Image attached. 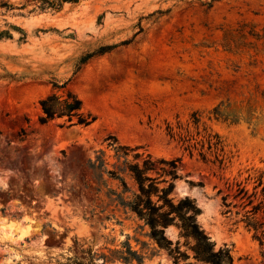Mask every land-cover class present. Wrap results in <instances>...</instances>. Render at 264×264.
Here are the masks:
<instances>
[{
  "label": "rangeland",
  "instance_id": "374dc122",
  "mask_svg": "<svg viewBox=\"0 0 264 264\" xmlns=\"http://www.w3.org/2000/svg\"><path fill=\"white\" fill-rule=\"evenodd\" d=\"M37 1L0 0V31L14 25L27 35L11 30L13 39L0 40V264H172L114 201L120 182L88 168L103 151L117 170L113 139L155 159L180 158L174 196L196 201L198 222L235 264H264L234 199L236 184L252 192L247 179L264 172V0H80L33 11ZM54 83L96 121L42 124L39 102ZM221 103L239 113L236 125L208 120ZM195 111L222 138L225 169L167 137V123ZM166 236L176 241L179 231Z\"/></svg>",
  "mask_w": 264,
  "mask_h": 264
},
{
  "label": "trees",
  "instance_id": "16d2710c",
  "mask_svg": "<svg viewBox=\"0 0 264 264\" xmlns=\"http://www.w3.org/2000/svg\"><path fill=\"white\" fill-rule=\"evenodd\" d=\"M80 0H38L33 11L59 10L64 3H77ZM11 30L21 35V40L27 39L23 29L14 25L9 30L0 31V40L13 39ZM111 49V48H110ZM106 52L101 51L100 54ZM91 56L83 58L80 65L85 64ZM54 92L40 100L42 112L40 122L46 124L50 121L65 120L69 126L79 125L88 127L96 118L84 111L81 99L64 85L53 84ZM229 104L221 103L208 112V120L229 124H237L239 113H233ZM250 115V111H248ZM203 113L195 111L186 123L177 120L175 125L166 124L167 137L178 143L184 152L191 157L197 153L203 162L218 165L225 169L231 162L225 151L222 138L212 129L202 124ZM248 123L251 117L246 119ZM113 152L116 163L109 170V162L105 152L101 151L95 161H89L88 168L93 175L102 178L108 174L118 180L123 187L120 194L113 192L117 201L127 213H132L150 230L149 237L158 248L165 251L172 264H235L231 250L227 246L217 247L211 236L198 222L202 210L194 199L186 196L178 199L174 196V181L178 178L176 169L180 158L174 160L155 159L148 153H140L138 147L121 146L116 139L109 147ZM132 158V160L130 159ZM119 173L127 174L135 184V191H131L124 178ZM254 180L253 191L250 192L243 183L236 184L234 199L242 202L243 213L238 221L251 233L253 240L257 241L264 255V172H258L254 177L249 176L248 181ZM131 192L130 197H125ZM223 205L227 208L224 214H232L231 203H227V196L223 197ZM240 215L239 212L236 213ZM175 227L179 231L176 241L166 236V230ZM128 257L124 262L130 263L135 254L128 249ZM139 261H143L139 257Z\"/></svg>",
  "mask_w": 264,
  "mask_h": 264
}]
</instances>
